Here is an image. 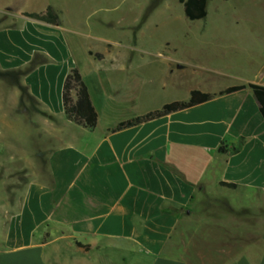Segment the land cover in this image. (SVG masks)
<instances>
[{
    "label": "crops",
    "instance_id": "crops-1",
    "mask_svg": "<svg viewBox=\"0 0 264 264\" xmlns=\"http://www.w3.org/2000/svg\"><path fill=\"white\" fill-rule=\"evenodd\" d=\"M9 15L17 22L0 26V264H264V118L250 87L219 95L264 85V54L242 73L105 46L85 71L62 19ZM73 68L99 115L92 130L65 113ZM193 90L218 95L113 130ZM19 128L39 136L35 151L19 145Z\"/></svg>",
    "mask_w": 264,
    "mask_h": 264
},
{
    "label": "rangeland",
    "instance_id": "rangeland-1",
    "mask_svg": "<svg viewBox=\"0 0 264 264\" xmlns=\"http://www.w3.org/2000/svg\"><path fill=\"white\" fill-rule=\"evenodd\" d=\"M48 4L74 30L69 41L85 71L89 51L105 46L127 54L200 57L242 73L252 72L264 54V0H209L207 17L193 21L181 0H0V26L17 22L11 13ZM27 129H17L18 143L35 151L39 136Z\"/></svg>",
    "mask_w": 264,
    "mask_h": 264
},
{
    "label": "trees",
    "instance_id": "trees-1",
    "mask_svg": "<svg viewBox=\"0 0 264 264\" xmlns=\"http://www.w3.org/2000/svg\"><path fill=\"white\" fill-rule=\"evenodd\" d=\"M181 1L184 4L185 15L188 19L193 21L207 17L209 0ZM23 15L36 20L52 23L55 25H61L60 15L52 5H49L44 11L23 12ZM89 54L99 58L103 57V53L94 52L92 50L89 51ZM246 87H250L253 90L259 102L261 114L264 118V85L250 83L248 85L230 86L225 90H222L219 95L238 91ZM217 95L218 94L203 92L201 90H193L191 92L189 100H176L167 103L159 110L148 112L143 116L136 117L130 120L122 121L113 130L116 131L135 126L145 121L159 118L172 112L195 106L197 104L209 101ZM63 103L66 116L70 121L91 130L97 126L99 115L93 104L88 86L78 68H73L66 77L63 89ZM220 151H225L224 143L220 146ZM235 151L237 150L235 149ZM221 184L232 188L237 187L236 184L229 182H221Z\"/></svg>",
    "mask_w": 264,
    "mask_h": 264
}]
</instances>
